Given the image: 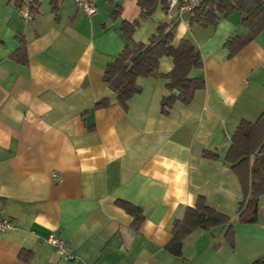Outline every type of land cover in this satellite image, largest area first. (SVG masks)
<instances>
[{
	"label": "crops",
	"instance_id": "0c3cea01",
	"mask_svg": "<svg viewBox=\"0 0 264 264\" xmlns=\"http://www.w3.org/2000/svg\"><path fill=\"white\" fill-rule=\"evenodd\" d=\"M140 0H94L87 14L75 0H39L31 21L16 0H0V264H251L264 257V196L256 223L239 220V177L226 161L243 120L264 113V31L232 54L227 41L247 35L235 11L216 26L191 25L192 12L157 0L141 17ZM132 35L148 43L162 23L176 22L174 45L190 40L203 56L194 70L205 88L168 115L167 78H142L124 109L104 80ZM172 57L160 72L170 73ZM178 94V93H177ZM176 94V95H177ZM108 100L109 106H96ZM215 153L218 158L205 156ZM203 197L232 217L227 228L199 229L181 256L167 247L174 223ZM139 207L143 220L117 204ZM69 243L74 258L48 241Z\"/></svg>",
	"mask_w": 264,
	"mask_h": 264
},
{
	"label": "trees",
	"instance_id": "16d2710c",
	"mask_svg": "<svg viewBox=\"0 0 264 264\" xmlns=\"http://www.w3.org/2000/svg\"><path fill=\"white\" fill-rule=\"evenodd\" d=\"M23 1L16 0L15 6L20 8ZM38 4L39 0H31L33 14H36ZM139 4L141 17L147 18L154 12L157 0H140ZM235 11L245 15L241 23L249 30L247 35H237L227 41L226 46L235 54L264 31V0H203L192 11L191 25L216 26L222 18ZM137 25V21L123 24V34L129 44L116 61L108 65L104 80L115 93L117 102L127 109L129 101L142 90L137 83L140 77L169 79V91L177 90L178 94L167 95L161 101V111L168 115L177 101L189 104L195 93L205 88L206 82L203 78L191 76L194 70L204 66L202 53L188 39L174 45V21L160 24L157 33L148 43H136L132 40ZM164 57H172L175 63L168 74L160 72ZM96 106L107 107L109 101L97 102ZM205 156L218 158L217 154L210 152H206ZM226 161L239 177L243 188V200L237 212L239 220L246 224L256 223L259 217V201L264 196V113L256 122L243 120L240 123L232 138ZM117 204L135 217L138 228L144 218L141 208L121 200ZM219 226L227 228L226 238L234 246L236 234L232 217L210 207L206 199L201 197L195 207H189L183 218L175 221L174 237L167 249L171 254L181 256L183 241L187 236L199 229L209 230ZM251 264H264V257Z\"/></svg>",
	"mask_w": 264,
	"mask_h": 264
},
{
	"label": "built area",
	"instance_id": "2783aa9c",
	"mask_svg": "<svg viewBox=\"0 0 264 264\" xmlns=\"http://www.w3.org/2000/svg\"><path fill=\"white\" fill-rule=\"evenodd\" d=\"M203 0H170V9L177 8L182 12H192L197 6L201 4ZM76 4L87 14V16H93L97 13V6L94 0H75ZM21 16L31 21L34 14L31 11V0H24L22 6L19 8ZM12 222L0 216V231H3L12 226ZM48 241L56 248L57 252L61 255H66L69 258H74L73 254L69 251V243L63 239L60 235L52 233Z\"/></svg>",
	"mask_w": 264,
	"mask_h": 264
},
{
	"label": "water",
	"instance_id": "95a60500",
	"mask_svg": "<svg viewBox=\"0 0 264 264\" xmlns=\"http://www.w3.org/2000/svg\"><path fill=\"white\" fill-rule=\"evenodd\" d=\"M177 93H178V91L175 90V91L172 93V95H176Z\"/></svg>",
	"mask_w": 264,
	"mask_h": 264
}]
</instances>
